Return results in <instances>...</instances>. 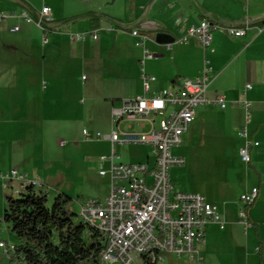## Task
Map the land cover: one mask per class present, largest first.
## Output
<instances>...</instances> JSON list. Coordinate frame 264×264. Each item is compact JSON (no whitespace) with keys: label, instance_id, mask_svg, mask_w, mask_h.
I'll return each mask as SVG.
<instances>
[{"label":"crops","instance_id":"1","mask_svg":"<svg viewBox=\"0 0 264 264\" xmlns=\"http://www.w3.org/2000/svg\"><path fill=\"white\" fill-rule=\"evenodd\" d=\"M44 7L51 8L46 32L36 23ZM0 11L27 12L34 20L0 22V175L27 174L44 184L48 198L66 194L80 209L85 177L110 167L100 158L111 154V143L96 134L109 135L113 109L144 94L143 48L131 32L145 31L146 47L156 55L144 64V73L156 78L152 92L198 77L205 60L214 75L210 103L197 108L183 136L184 155L173 153L185 159L182 186L171 177L176 191L200 194L223 219L224 228H206L200 247L205 264H264V0H0ZM204 21L254 30L240 38L215 30L211 51L197 39L168 48ZM94 31L98 40L73 39ZM244 129L259 143L249 164L240 156ZM121 146H115V162L154 167L152 147L133 162L122 157ZM254 189L258 198L245 207L241 197ZM242 209L248 229L239 221Z\"/></svg>","mask_w":264,"mask_h":264},{"label":"built area","instance_id":"2","mask_svg":"<svg viewBox=\"0 0 264 264\" xmlns=\"http://www.w3.org/2000/svg\"><path fill=\"white\" fill-rule=\"evenodd\" d=\"M11 17L34 22L27 12L0 11V22ZM50 22L51 8L44 7L36 23L46 32L44 24ZM219 29L235 38L243 37L248 31L254 30L250 26L223 28L204 21L199 26L191 27L184 37L169 44L168 48L172 49L174 44H185L191 39H197L204 51H211L213 32ZM18 30L19 27L13 29ZM131 34L136 39V47L143 48L141 66L144 94L124 100L121 107L113 109V128L109 135L96 134L97 139L109 140L112 146L111 154L100 158L101 162L110 161L109 169L101 167L99 170L100 176H109L110 191L104 201L91 199L81 203L79 218L101 235V264H169V256L185 259L191 264H205L200 247L206 243V228L211 224L224 228L223 219L218 207L207 203L200 194L176 191L170 171L173 167L185 164V159L175 156L173 149L182 146L183 136L196 119L197 108L210 103L207 93L214 75L209 61L205 60L198 77L184 78L176 89L152 92V84L156 78L144 73L145 60L156 57L146 47L149 34L137 29ZM88 36L98 40L99 31L77 34L73 39L85 40ZM44 42H47L46 36ZM216 103L226 108L223 97H218ZM244 106L249 112L251 103L245 102ZM83 134L86 139L91 138L87 131ZM240 136L246 138L240 156L243 162L249 164L251 149L259 143L247 138L246 129ZM124 144L152 147L156 158L154 167L115 162L118 158L115 146ZM0 180L16 196L26 192L29 187L45 191L44 184L39 180L30 179L27 174L18 171L1 174ZM258 195L259 190L254 189L251 194L243 195L241 201L245 207L250 206L257 200ZM239 216L240 223L246 229L250 228L251 224L244 209ZM0 248L8 258L9 251H14L11 243L1 242Z\"/></svg>","mask_w":264,"mask_h":264},{"label":"trees","instance_id":"3","mask_svg":"<svg viewBox=\"0 0 264 264\" xmlns=\"http://www.w3.org/2000/svg\"><path fill=\"white\" fill-rule=\"evenodd\" d=\"M6 191L3 221L16 238L11 263L101 264V235L72 210L70 196L62 193L50 204L48 193L33 187L18 196Z\"/></svg>","mask_w":264,"mask_h":264},{"label":"rangeland","instance_id":"4","mask_svg":"<svg viewBox=\"0 0 264 264\" xmlns=\"http://www.w3.org/2000/svg\"><path fill=\"white\" fill-rule=\"evenodd\" d=\"M82 77V75H81ZM84 105V104H83ZM159 122V118L157 119ZM120 153L123 158L131 159L133 162L142 161L141 158H145L147 153H149L150 148L148 146H127L123 145L120 148ZM185 148L179 147L173 151L174 154L183 156ZM173 184L175 181L177 182V187L180 188L183 182V171L182 168L173 167L170 171ZM182 177V178H181ZM4 183L0 180V241H6L7 243H11L14 245V241L16 240L15 235L13 234L12 230L8 228L7 224L3 221V215L5 212V188ZM175 186V184H174ZM84 195L85 200H91L94 198L96 200L104 201L107 198V193L109 190V180L108 178L101 177L94 172H90L88 176L85 177L84 180ZM9 192V191H6ZM109 194V193H108ZM107 195V196H106ZM55 200L54 194L51 193L49 195L50 204ZM72 203L71 208L72 210L79 215V208L77 205ZM167 263L169 264H191L185 259H177L175 257H168ZM0 264H13L9 261V258L4 254V251L0 248Z\"/></svg>","mask_w":264,"mask_h":264},{"label":"water","instance_id":"5","mask_svg":"<svg viewBox=\"0 0 264 264\" xmlns=\"http://www.w3.org/2000/svg\"><path fill=\"white\" fill-rule=\"evenodd\" d=\"M165 35H163V34H160V35H158V38H162V37H164Z\"/></svg>","mask_w":264,"mask_h":264}]
</instances>
